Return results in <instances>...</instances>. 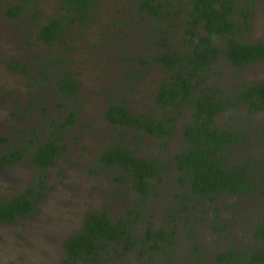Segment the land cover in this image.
<instances>
[{"label":"rangeland","instance_id":"1","mask_svg":"<svg viewBox=\"0 0 264 264\" xmlns=\"http://www.w3.org/2000/svg\"><path fill=\"white\" fill-rule=\"evenodd\" d=\"M59 1L37 0L18 17H8L5 9L18 0H0V136L7 138L0 151L9 146L23 150L17 163L0 167V201L30 188L34 202L26 217L0 222V264H61L65 238L81 229L89 212L105 213L112 222L126 216L137 242L123 252L110 246L98 264H212L216 252L230 247L264 250V243L256 244L249 231L258 217H264L263 188L241 198H179L172 156L184 146L181 132L186 118L177 121L165 140L133 136V129L122 130L103 118L109 102L124 104L134 114H155L153 96L165 73L158 64L145 65L141 59L148 62L161 39L172 48L187 50L178 20L169 16L162 23L172 33L169 38L155 32L148 18L142 19L139 0H99L90 24L74 25L61 42L43 44L37 39L38 27L57 13ZM169 1L175 12L184 0ZM242 39L264 41L263 1L252 5ZM214 41L224 46L220 38ZM62 70L77 81L74 98H63L55 89L54 73ZM261 79L264 58L237 68L222 53L205 84L229 94L241 83ZM69 111L75 112L74 122L60 129ZM216 121L237 138L244 135L245 141L225 156L233 163L248 157L251 182L264 187V109L249 115L241 106L225 107ZM46 138L55 139L59 152L41 174L30 159ZM117 140L140 157L169 164L159 181L152 180L144 208L134 207L137 193L128 181L116 179L119 170L98 167L100 152ZM148 228L161 229L167 237L153 244L145 238ZM142 239L145 245L140 246Z\"/></svg>","mask_w":264,"mask_h":264},{"label":"trees","instance_id":"2","mask_svg":"<svg viewBox=\"0 0 264 264\" xmlns=\"http://www.w3.org/2000/svg\"><path fill=\"white\" fill-rule=\"evenodd\" d=\"M36 1L18 0L17 3H9L5 13L8 17H18L25 7H35ZM98 1L60 0L57 13L39 25L38 41L47 45L61 42L74 25L90 24ZM256 1L184 0L182 8L175 12L171 10L173 6L169 0L137 2V11L142 19L148 18L149 26L155 32L164 33L166 37L171 38L172 33L165 30L162 23L169 16L178 20L187 42V50L172 48L161 39L157 43L158 52L150 56L148 62L141 59L145 65L158 64L165 73L153 96L155 114H134L124 104L109 102L103 118L108 124L122 130L133 129V136L148 134L160 140L170 138L177 121L181 117L186 118L181 132L184 146L172 156L175 180L180 188L179 198L183 201L203 198L213 201L218 196L241 198L256 188L264 189L251 182L252 171L248 157L233 163L225 156L231 147H238L245 141L244 135L237 138L233 131L216 121L225 107L235 109L241 106L249 115L263 110L264 79L241 83L236 92L229 94L215 84H205L212 64L222 53L237 68L264 58V42L250 43L242 39L247 31L252 5ZM180 12L183 13L182 17ZM216 37L224 41L222 48L215 43ZM54 74L58 94L66 99L74 98L78 84L72 74L67 70L56 71ZM75 116V112L69 111L59 128L72 125ZM5 142L7 138L0 136V146ZM58 152L55 139L46 138L36 146L30 160L42 174L53 163ZM22 154L23 150L18 147H7L0 152V167L19 161ZM98 165L99 169L120 171L116 179L130 183L137 193L134 207L141 209L146 206L148 195L154 187L152 180L159 181L161 173L169 164L158 163L154 158L140 157L131 152L123 141L117 140L103 148L98 157ZM32 193V189L28 188L10 199L1 200L0 222L31 214L34 209ZM131 212L134 211L129 210L128 213ZM147 230L145 238L153 244L167 237L161 229ZM249 231L253 240L264 241V217H258ZM134 243L136 241L129 231V218L121 216L112 222L105 213L89 212L83 219L81 229L65 238V255L61 264H73L77 260L97 264L110 246L118 245L123 252L131 249ZM114 251L117 249L114 248ZM241 261L244 264H264V250L252 247L237 250L230 247L216 252L212 264H241Z\"/></svg>","mask_w":264,"mask_h":264},{"label":"flooded vegetation","instance_id":"3","mask_svg":"<svg viewBox=\"0 0 264 264\" xmlns=\"http://www.w3.org/2000/svg\"><path fill=\"white\" fill-rule=\"evenodd\" d=\"M257 1H262V0H257ZM59 4H60V1H59ZM257 42H259V41H257ZM262 42H264V41H262ZM252 43H256V42H252ZM2 146V145H1ZM0 146V147H1ZM0 152H2V151H0ZM18 161H15L13 164H15V163H17ZM13 164H11V165H13ZM11 165H8V166H11ZM3 167H7V166H3ZM226 197H228V196H226ZM229 198H231V197H229ZM233 198V197H232ZM215 199V198H214ZM210 201V200H209ZM258 219V218H257ZM256 219V220H257ZM256 220L251 224V226L256 222ZM143 240V239H142ZM253 241H255V240H253ZM139 242H141V241H139ZM255 243L257 244H260V243H264V241H255ZM136 245H137V242L136 243H134V244H132V246H131V249L133 248V247H136ZM140 246H143V245H145L144 243H140L139 244ZM116 247H120V246H118V245H115ZM131 249H127V250H124V251H129V250H131ZM255 249H259V248H255ZM259 250H262V249H259ZM119 252H122V250H121V247H120V250H119ZM118 252V253H119ZM103 255V254H102ZM98 264V263H97ZM241 264H244V262L242 263V261H241Z\"/></svg>","mask_w":264,"mask_h":264}]
</instances>
